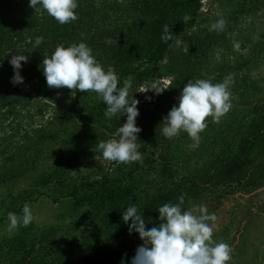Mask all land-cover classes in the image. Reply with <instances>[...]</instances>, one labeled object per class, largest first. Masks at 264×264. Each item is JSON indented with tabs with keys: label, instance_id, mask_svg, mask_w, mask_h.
<instances>
[{
	"label": "trees",
	"instance_id": "1",
	"mask_svg": "<svg viewBox=\"0 0 264 264\" xmlns=\"http://www.w3.org/2000/svg\"><path fill=\"white\" fill-rule=\"evenodd\" d=\"M202 1L78 0V19L61 25L41 8H30L29 0H0V159L6 165L17 162L10 168L5 166V179L1 181L31 177L44 156L51 164L36 177L35 187H54L63 197L72 199L78 211L84 207L90 210L80 217V225L87 228L89 235L69 239L66 244L83 250L64 262L59 256L54 263L122 264L123 260V264H130L143 241L138 233L130 234L121 219L129 204L137 206L145 223L155 222L160 220L157 208L165 203L178 204L181 195V208L211 191V201L222 203V190L231 193L234 186L254 187L264 177V99L252 107L251 119L239 130L238 143H233L236 149L222 151L210 166L189 177L180 176L176 170L172 143L190 137L186 132L172 139L162 134L163 119L189 80L205 79L213 84L223 81V68L211 67L213 52L226 47L227 34L235 32L241 20L264 7V0H241L238 13L225 18L224 31L202 36L192 31L199 22ZM185 16L189 17L187 21ZM165 27L173 35L167 42L162 40ZM37 36H42L44 42L33 47ZM177 38L182 41L180 47L175 44ZM79 42L92 48L105 70L109 66L115 69L119 86L132 77L131 90L135 93L163 78L171 80L161 94L147 92L146 106L138 107L136 126L141 131L137 144L142 163L117 165L100 179L78 178L72 184V172L81 168L89 156L99 153L96 145L114 137L117 128L126 122V115L107 119L106 105L94 92L47 85L43 58L50 57L58 45L67 47ZM23 55L27 57V62L21 61L24 82L14 85L10 60ZM232 77L230 92H240L244 80ZM27 83H32L29 89L24 87ZM58 92L62 94L56 101L53 95ZM42 95L52 96L42 101ZM50 110L51 116L44 120ZM100 235L104 239L96 240ZM16 244L24 256L13 264H39L33 255L45 249L42 244L33 245L29 252H25L24 243L16 242L11 247ZM61 245V241L50 244L44 254L51 256L62 249ZM6 259L9 257L0 255V261Z\"/></svg>",
	"mask_w": 264,
	"mask_h": 264
},
{
	"label": "rangeland",
	"instance_id": "2",
	"mask_svg": "<svg viewBox=\"0 0 264 264\" xmlns=\"http://www.w3.org/2000/svg\"><path fill=\"white\" fill-rule=\"evenodd\" d=\"M240 1L203 0L198 25L192 31L202 36L211 32L209 29L212 23L238 13ZM236 28L238 29L235 32L227 34L229 42L226 47L216 48L210 60L212 68H223L225 73L222 75L223 80L229 74L244 80L242 89L240 92H231L232 107L219 122H215L211 117L207 118L208 127L200 134L198 146H193L191 138L180 142L175 140L172 143V154L176 155L178 163L176 170L180 176L189 177L202 167L210 166L222 151L227 153L230 148L236 149L233 143H238L241 136L239 130L251 119L252 107L264 99V7L252 15H247ZM236 44L239 47H236ZM170 80V77L163 78L157 85L165 88ZM30 85L32 86V83H27L24 87L29 89ZM130 91L129 99H132L133 93L134 98L139 101L138 107H145L146 93ZM61 94L58 92L53 95L56 101ZM50 96L52 95H48ZM48 97L42 95L40 99L45 101ZM51 113L50 110L44 114V120L49 118ZM230 143L232 146H229ZM16 164L17 162L6 165L5 161H0V255L9 257L0 261V264H13L24 256L20 246L16 244V247H11L16 242L25 244V252H29L35 244H42L45 249L33 255V259L39 264L46 262L61 264L53 262L59 256L62 257V262L75 258L83 249L77 251L74 246H67V240L77 236H80V240L89 235L87 228L80 225V217L88 215L90 210L84 207L78 211L74 208L72 199L63 197L54 187H35L36 177L46 171L51 164V160L44 156L38 160V167L31 177L29 175L14 182L3 183L1 179H5V166L10 168ZM116 166L104 160L102 153L99 152L89 156L81 168L72 172L71 182L76 183L78 178H88L91 181L100 179L105 172L113 170ZM32 190H36L34 194H30ZM220 194L224 197L220 200L222 203L211 201V196H214L211 191L208 196L203 195L190 200L182 210H187L192 204H206L208 213L215 211L219 230L214 232L212 239L214 243H227L231 246L230 264H264V177L254 187L234 186L231 193L222 190ZM25 204L31 208L33 222L28 227H20L17 231L8 233L6 231L9 223L8 214L22 215ZM163 222L161 220L146 222V229ZM102 239H104L102 235L96 238ZM56 241L62 242V249L51 256L45 255V250Z\"/></svg>",
	"mask_w": 264,
	"mask_h": 264
},
{
	"label": "clouds",
	"instance_id": "3",
	"mask_svg": "<svg viewBox=\"0 0 264 264\" xmlns=\"http://www.w3.org/2000/svg\"><path fill=\"white\" fill-rule=\"evenodd\" d=\"M29 7L41 8L61 25L78 19V0H29ZM188 19V16L184 17L185 21ZM226 24L227 21L220 18L211 24L209 30L222 32ZM163 33L164 42L173 39L168 27L163 29ZM43 42V37L37 36L33 47ZM175 44L180 47L182 41L177 38ZM235 46L239 47L238 44ZM184 51L189 52V48ZM21 61L27 62V57L12 56L10 60L14 72L11 82L14 85L24 82L20 74ZM42 64V72L50 88L66 87L83 93L94 92L106 105L104 115L107 119L126 115V122L114 133L115 138L96 145V150L102 153L104 160L114 165L142 163L143 155L137 144L141 129L136 126L139 101L133 93L132 99H129L133 87L132 77L125 79L123 86H119L120 79L115 69L109 66L105 70L85 42L67 47L58 45L50 57L43 58ZM232 83L234 80L231 74L215 84L205 79H197L195 82L189 80L180 93L178 103L164 117L162 134L172 139L186 132L194 142L193 146H198L200 134L208 127L207 118L219 122L231 109ZM163 90L157 84L150 83L137 92L161 94ZM146 101L150 102L147 97ZM178 199V204L165 203L157 208L159 219L164 222L150 229H146L145 219L138 212L137 206L129 204L121 219L128 226L129 233H138L143 241L130 264H230L231 246L227 243H214L212 239L214 232L219 230L217 216L208 213L206 204H192L187 210H182L180 205L184 203V196ZM33 220L31 208L25 204L22 215L8 214L6 231L13 233L20 227H28Z\"/></svg>",
	"mask_w": 264,
	"mask_h": 264
}]
</instances>
